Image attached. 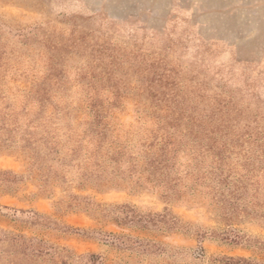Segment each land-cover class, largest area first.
Segmentation results:
<instances>
[{
    "label": "rangeland",
    "instance_id": "374dc122",
    "mask_svg": "<svg viewBox=\"0 0 264 264\" xmlns=\"http://www.w3.org/2000/svg\"><path fill=\"white\" fill-rule=\"evenodd\" d=\"M36 81L35 90L81 111L98 93L110 123L124 130L166 111L207 113L237 133L264 130V0H0V95L18 100ZM0 170L18 176L0 187V227L10 228L2 206L37 211L48 223L32 232L75 255L97 254L100 264H225V257L256 256L212 233L228 227L198 192L166 201L134 181L100 186L72 174L64 184H43L24 155L4 146ZM68 194L85 199L74 207ZM87 199L127 204L141 215L166 208L176 227L123 224L86 210ZM231 228L264 241L261 220L240 218ZM109 232L152 245L153 253L127 257L106 244Z\"/></svg>",
    "mask_w": 264,
    "mask_h": 264
},
{
    "label": "trees",
    "instance_id": "16d2710c",
    "mask_svg": "<svg viewBox=\"0 0 264 264\" xmlns=\"http://www.w3.org/2000/svg\"><path fill=\"white\" fill-rule=\"evenodd\" d=\"M36 83L18 100L0 95V146L24 155L28 170L40 183L64 184L68 174L100 186L127 179L160 190L166 201H184V192H198L228 227L218 235L212 233L222 242L241 244L256 253L253 258L225 257V264H264V241L231 228L240 218L264 224V130L246 126L237 133L231 125L213 123L207 113L193 116L181 111L154 114L150 125L124 130L110 123V110L98 93L83 100L81 111L63 106L62 96L35 90ZM17 182L16 174L0 170V187ZM68 196L74 207L85 199ZM84 203L86 210L123 224L157 220L176 227L177 223L166 208L141 215L127 204L105 206L89 199ZM2 208L10 228L0 227V264H100L97 254L75 255L32 232L48 223L39 212ZM109 235L106 244L128 252L127 257L153 253L152 245L146 247L138 239Z\"/></svg>",
    "mask_w": 264,
    "mask_h": 264
}]
</instances>
